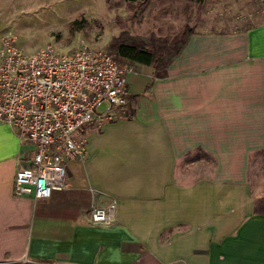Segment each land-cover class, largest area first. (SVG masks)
I'll list each match as a JSON object with an SVG mask.
<instances>
[{"label": "crops", "instance_id": "obj_1", "mask_svg": "<svg viewBox=\"0 0 264 264\" xmlns=\"http://www.w3.org/2000/svg\"><path fill=\"white\" fill-rule=\"evenodd\" d=\"M123 64L127 115L85 130L47 200L14 194L35 148L0 125V264H264V17L195 32L166 69Z\"/></svg>", "mask_w": 264, "mask_h": 264}, {"label": "built area", "instance_id": "obj_2", "mask_svg": "<svg viewBox=\"0 0 264 264\" xmlns=\"http://www.w3.org/2000/svg\"><path fill=\"white\" fill-rule=\"evenodd\" d=\"M128 73L123 59L105 49L47 47L27 54L12 38L0 37V125L35 148L31 165L16 174V196L47 200L67 188V162L87 155L85 130L127 115ZM115 220L114 205L91 211L95 225Z\"/></svg>", "mask_w": 264, "mask_h": 264}, {"label": "rangeland", "instance_id": "obj_3", "mask_svg": "<svg viewBox=\"0 0 264 264\" xmlns=\"http://www.w3.org/2000/svg\"><path fill=\"white\" fill-rule=\"evenodd\" d=\"M258 16L264 17L260 0H0V37L27 54L47 47L107 50L125 32L145 42L172 41L187 29L244 30Z\"/></svg>", "mask_w": 264, "mask_h": 264}, {"label": "trees", "instance_id": "obj_4", "mask_svg": "<svg viewBox=\"0 0 264 264\" xmlns=\"http://www.w3.org/2000/svg\"><path fill=\"white\" fill-rule=\"evenodd\" d=\"M193 34L191 29H187L172 41L159 38L145 42L140 37H133L125 32L115 38L107 50L130 63L163 70L179 57Z\"/></svg>", "mask_w": 264, "mask_h": 264}]
</instances>
